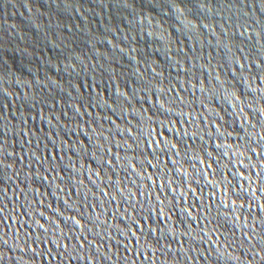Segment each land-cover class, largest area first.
Wrapping results in <instances>:
<instances>
[{
  "label": "water",
  "instance_id": "water-1",
  "mask_svg": "<svg viewBox=\"0 0 264 264\" xmlns=\"http://www.w3.org/2000/svg\"><path fill=\"white\" fill-rule=\"evenodd\" d=\"M0 264H264V0H0Z\"/></svg>",
  "mask_w": 264,
  "mask_h": 264
}]
</instances>
